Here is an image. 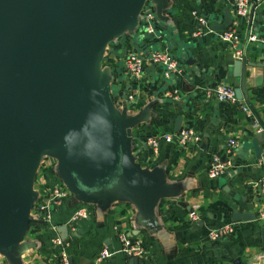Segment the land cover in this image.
Segmentation results:
<instances>
[{
	"label": "crops",
	"instance_id": "1",
	"mask_svg": "<svg viewBox=\"0 0 264 264\" xmlns=\"http://www.w3.org/2000/svg\"><path fill=\"white\" fill-rule=\"evenodd\" d=\"M235 1L150 0L146 12L151 13L155 38H148L147 27L140 23L133 29L134 36L108 46L104 55L103 68L109 75L114 103L132 127L133 161L156 178V196L150 202L123 199L95 203L70 193L53 209L48 222L31 213L26 235L0 252V264H63L61 252L68 264H129L132 258L120 253L118 234L140 240L145 254L138 264H252L264 253V224L256 217L240 219L255 215L261 204L253 184L264 175L259 165L264 155V46L248 38H264V0L251 3L245 18L236 17ZM226 11L230 14L228 26H224ZM198 16L214 32L234 29L242 58L215 34L193 36ZM156 51L168 52L177 64L178 71L167 82L163 81L162 67L148 60ZM128 53L145 58L135 80L124 70ZM237 60L244 61V71L233 70ZM240 75L246 87L242 100L231 104L205 97V91L218 85L239 88ZM126 88L134 100L124 107ZM241 105L247 107L249 115ZM182 130L192 131L199 141L185 146L162 142L155 154L147 145L148 138ZM260 134L256 141L260 155H256L252 142ZM229 140L237 144L232 167L209 179L212 155L223 158ZM47 182L66 187L54 161L42 159L34 184L35 198ZM192 206L199 207L196 222L188 219ZM80 207L88 210L87 218L69 224L72 213ZM226 224L233 225L231 235L208 239L209 231ZM55 238L61 239V247L54 245ZM104 250L109 257L98 262Z\"/></svg>",
	"mask_w": 264,
	"mask_h": 264
},
{
	"label": "water",
	"instance_id": "2",
	"mask_svg": "<svg viewBox=\"0 0 264 264\" xmlns=\"http://www.w3.org/2000/svg\"><path fill=\"white\" fill-rule=\"evenodd\" d=\"M149 1L0 0V252L29 229L43 158L57 164L65 186L84 202L156 196V178L133 161L132 127L103 68L108 46L134 36L140 23L153 25L145 18ZM243 62L233 70L244 71ZM162 71L164 82L172 79L174 73ZM239 77L240 101L246 87ZM261 136L252 142L256 155Z\"/></svg>",
	"mask_w": 264,
	"mask_h": 264
},
{
	"label": "built area",
	"instance_id": "3",
	"mask_svg": "<svg viewBox=\"0 0 264 264\" xmlns=\"http://www.w3.org/2000/svg\"><path fill=\"white\" fill-rule=\"evenodd\" d=\"M262 0H236L235 1V14L237 18H245L247 16L248 6L253 4L261 3ZM145 18L148 22L151 21V13L145 14ZM198 27L193 32L195 37H205L207 35L215 34L218 39L226 44H228L232 49H234L235 56L237 58H242V51L239 48V39L232 28H228L222 32H214L207 25L205 19L201 16L196 17ZM151 24H147V32L151 33ZM250 42H259L264 46V38H258L254 35H250L248 38ZM148 60L156 65L161 66L170 73L177 72V64L173 57L166 51H156L149 55ZM145 58L142 55L136 53H128L124 59V70L126 75L131 78H138L143 70ZM205 97L207 99L214 100L219 103H237L234 90L226 85H218L212 89L205 91ZM134 100L133 95L127 96V101ZM240 108L243 112L249 115V110L244 105ZM255 127H257L255 125ZM199 138L194 135L190 130H182L175 135H160L147 139V145L151 152L154 154L158 152L160 144H172L177 143L180 146H185L190 143H196ZM237 144L234 140H229L225 149L224 156L221 158L218 155H212L208 168L207 177L209 179H216L222 176L228 169L232 167V158ZM44 159V158H43ZM48 160V158H46ZM51 160V159H50ZM53 161V160H52ZM55 164V163H54ZM259 165L264 169V155L259 159ZM261 197V204L256 209L255 217L256 219L264 224V175L253 184ZM70 190L67 187L60 185H54L52 183H46L40 189L39 194L35 198L34 207L32 209L33 214L42 218L44 222H48L51 217V212L54 208L62 205L63 201L66 199ZM198 206H192L188 213V219L190 222H196L198 220ZM88 216V210L84 207L77 208L71 215L69 219V224L75 223L79 220L86 219ZM234 231L232 224H226L219 228L213 229L208 232V239L211 241L219 240L220 238L227 237L231 235ZM118 242L120 244V253L129 258L140 259L144 256L145 250L140 242V240L135 238H130L124 234H118ZM53 243L57 247L62 246V241L59 238L53 239ZM109 257L108 251L104 250L100 253L97 261H103ZM61 260L63 264H68L64 252H61ZM252 264H264V253L256 256Z\"/></svg>",
	"mask_w": 264,
	"mask_h": 264
},
{
	"label": "rangeland",
	"instance_id": "4",
	"mask_svg": "<svg viewBox=\"0 0 264 264\" xmlns=\"http://www.w3.org/2000/svg\"><path fill=\"white\" fill-rule=\"evenodd\" d=\"M44 159H46V158H44ZM46 162H48V161H46ZM55 163V162H54ZM55 165H57L56 163H55ZM58 167V166H57Z\"/></svg>",
	"mask_w": 264,
	"mask_h": 264
}]
</instances>
